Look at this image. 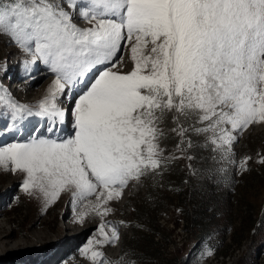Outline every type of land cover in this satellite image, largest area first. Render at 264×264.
I'll list each match as a JSON object with an SVG mask.
<instances>
[{
  "label": "snow or ice",
  "instance_id": "snow-or-ice-1",
  "mask_svg": "<svg viewBox=\"0 0 264 264\" xmlns=\"http://www.w3.org/2000/svg\"><path fill=\"white\" fill-rule=\"evenodd\" d=\"M0 39L54 77L36 113L53 119L50 135L0 145V165L45 205L65 192L73 205L88 201L78 222L89 211L103 217L129 186L162 179L165 140L177 137L183 151L202 138L223 161L249 126H264V0H0ZM126 51L133 67L114 71ZM69 93L74 131L57 137L67 115L59 97ZM24 115L31 108L0 83V118L11 121L0 131ZM97 232L103 239L81 254L107 264L97 249L119 233L103 223Z\"/></svg>",
  "mask_w": 264,
  "mask_h": 264
},
{
  "label": "rangeland",
  "instance_id": "rangeland-1",
  "mask_svg": "<svg viewBox=\"0 0 264 264\" xmlns=\"http://www.w3.org/2000/svg\"><path fill=\"white\" fill-rule=\"evenodd\" d=\"M129 56L126 51L113 70L130 71L133 65ZM53 79L39 61L30 64L21 51L0 39V83L32 110V115H24L13 131H0V145L27 141L38 134H32V126L51 118L36 113ZM71 95V103L59 97L68 121L74 119L75 95ZM5 123L11 121L0 118V130ZM68 125H73V130H63L62 137L74 131L73 121ZM44 131L43 127L41 133ZM192 142V147L181 151L177 137L165 140L161 146L169 159L162 179L145 178L140 185L129 186L121 199L105 205L111 211L103 217L89 211L82 223L87 231L84 234L73 235L63 224L78 218L88 201L73 205L72 194L65 192L57 202L45 205L42 198L30 197L22 190V174L13 173L11 165H0V224L7 225L2 235L9 230L14 233L5 247L0 244V264H90L81 249L102 223L115 226L119 233L118 242L109 246L111 251L97 249L107 264H264V248H259L261 239L257 236L264 224V163L260 162L264 158V126H249L234 144L230 160L221 161L204 147L202 138L193 137ZM210 191L212 200L202 223L192 200L199 204L200 194ZM89 201L95 203V198L89 197ZM202 225L204 232L199 229ZM109 230L111 227L106 228ZM38 235L42 238L35 241ZM97 236L103 239L99 233ZM206 236L208 239H203ZM209 250L210 256L206 254Z\"/></svg>",
  "mask_w": 264,
  "mask_h": 264
},
{
  "label": "bare ground",
  "instance_id": "bare-ground-1",
  "mask_svg": "<svg viewBox=\"0 0 264 264\" xmlns=\"http://www.w3.org/2000/svg\"><path fill=\"white\" fill-rule=\"evenodd\" d=\"M119 56V55H118ZM115 69V68H114ZM33 72H30L29 73V76H30V74H32ZM44 73H47V72H44ZM30 79V78H29ZM26 80H28V79H26ZM31 80V79H30ZM20 89V87L19 86H17V89ZM73 94V93H72ZM43 123V122H42ZM73 128V127H72ZM68 130H73V129H68ZM64 132V131H63ZM78 215V214H77ZM78 217V216H77ZM84 221V220H83ZM82 223L83 222H78V218H72V220H71V222L69 223V224H63V228H64V230L65 231H70V233H72L73 235H75V234H77V233H82V234H84L85 232H87V231H85L84 232V229H83V227H82ZM6 227H7V225H6V223H4V222H2L1 224H0V244H2V247H5L4 246V243L5 242H7L10 238H11V236L14 234L13 232H12V230H9V233L8 234H6V235H2V232L4 231V229H6ZM91 228H93V226H91ZM109 232H110V230H109ZM98 233V232H97ZM97 233L96 234H94L93 235V237L92 238H98V236H97ZM2 235V236H1ZM79 237H81V236H79ZM39 238H42V236L41 235H38V236H34V240L36 241V240H39ZM91 238V239H92ZM78 239H81V238H78ZM104 249H110V247L108 246V245H106V246H104L103 247ZM1 249V248H0ZM4 249V248H3ZM2 249V250H3ZM109 251H111V250H109ZM51 262H49V263H47V264H50Z\"/></svg>",
  "mask_w": 264,
  "mask_h": 264
},
{
  "label": "trees",
  "instance_id": "trees-1",
  "mask_svg": "<svg viewBox=\"0 0 264 264\" xmlns=\"http://www.w3.org/2000/svg\"><path fill=\"white\" fill-rule=\"evenodd\" d=\"M195 161H196V159H194ZM194 164H195V169L197 168V166L198 165H196L197 164V161L196 162H194ZM212 192L210 191V192H208V193H201L200 195H201V200H202V202H200L199 204L195 201V198H193V203H194V206H195V210L197 211V213H196V217L198 218V219H200V222H204V220H205V218H206V211L208 210V208L210 207L209 205H210V201L212 200ZM200 207V208H199ZM189 219H190V221L192 222V225L194 226V224H193V216L192 215H190V217H189ZM204 225H202L201 227H199V229H202V231L204 232V228L205 227H203ZM195 228H196V226H195ZM203 232L202 233H199L200 234V236L201 235H203ZM260 233H258V238L259 239H261V243H260V245H259V248H264V224H263V226H261V228H260V231H259ZM203 239H205V240H207L208 239V237L206 236L205 238H203ZM211 240V239H210ZM211 242V241H210Z\"/></svg>",
  "mask_w": 264,
  "mask_h": 264
}]
</instances>
